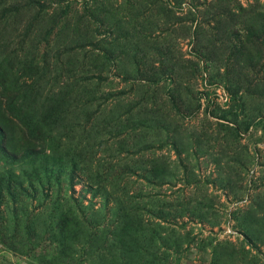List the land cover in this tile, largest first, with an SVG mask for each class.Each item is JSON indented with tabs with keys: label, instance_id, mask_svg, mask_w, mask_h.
Returning a JSON list of instances; mask_svg holds the SVG:
<instances>
[{
	"label": "rangeland",
	"instance_id": "obj_1",
	"mask_svg": "<svg viewBox=\"0 0 264 264\" xmlns=\"http://www.w3.org/2000/svg\"><path fill=\"white\" fill-rule=\"evenodd\" d=\"M0 145V264H264V0H0Z\"/></svg>",
	"mask_w": 264,
	"mask_h": 264
},
{
	"label": "trees",
	"instance_id": "obj_2",
	"mask_svg": "<svg viewBox=\"0 0 264 264\" xmlns=\"http://www.w3.org/2000/svg\"><path fill=\"white\" fill-rule=\"evenodd\" d=\"M2 143V142H1ZM0 147H1V151L3 152V153H7V150H6V148L3 146V145H0Z\"/></svg>",
	"mask_w": 264,
	"mask_h": 264
}]
</instances>
